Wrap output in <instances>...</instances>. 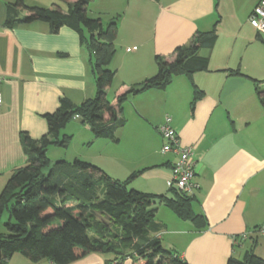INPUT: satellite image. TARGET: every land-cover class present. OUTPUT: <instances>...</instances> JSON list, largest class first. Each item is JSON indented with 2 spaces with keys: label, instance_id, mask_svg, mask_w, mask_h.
I'll return each instance as SVG.
<instances>
[{
  "label": "crops",
  "instance_id": "0c3cea01",
  "mask_svg": "<svg viewBox=\"0 0 264 264\" xmlns=\"http://www.w3.org/2000/svg\"><path fill=\"white\" fill-rule=\"evenodd\" d=\"M23 1L41 7L54 2ZM257 1L92 0L87 6L88 16L99 18L102 25L116 21L115 53L108 65L114 71L108 88L114 86L113 102L118 94L156 73V56L172 60L176 47L215 26L214 45L198 51L208 58L205 70L192 72L190 78L173 76L164 89L149 88L128 96L121 109V115L126 114L120 128L126 131L124 141L117 134V142L94 138L87 124L72 120L75 133L86 131L83 145H101L109 151L110 142L122 140L131 150L145 144L137 163L120 151L99 153V161L93 155L85 160L120 181L142 170L129 188L170 197L165 180L175 156L161 152L157 131L170 117L181 144L192 149L197 187L190 207L201 221L196 225L160 204L153 216L158 228L147 236L158 238L165 249L177 252L189 264H225L229 257L241 260L250 248L264 258L262 236L251 235L235 244L230 240L264 226V104L260 100L264 98V33L248 21ZM12 2L0 0V190L13 169L26 162L21 132L39 138L47 130L42 114L55 110L60 97L78 104L95 94L89 53L77 33L66 26L51 32L43 21L7 27L3 21ZM57 3L64 11L62 2ZM235 70L242 75L234 74ZM191 81L202 91L195 101ZM163 206L168 212L160 210ZM124 252L127 257L119 262L112 254L90 252L67 264H133L135 251ZM6 264L54 263H32L14 253Z\"/></svg>",
  "mask_w": 264,
  "mask_h": 264
},
{
  "label": "trees",
  "instance_id": "16d2710c",
  "mask_svg": "<svg viewBox=\"0 0 264 264\" xmlns=\"http://www.w3.org/2000/svg\"><path fill=\"white\" fill-rule=\"evenodd\" d=\"M58 1L66 4L65 11L57 3L41 7L14 0L7 5L3 23L14 27L43 21L51 32L61 26L76 32L89 53L95 94L78 104L60 97L55 110L42 114L47 130L39 138L21 132L26 162L13 169L0 190V217L4 210L9 214L3 223L5 230L0 232V264H6L14 253L32 263L46 260L67 264L90 252L112 254L119 262L127 257L126 249L135 251L133 264H189L147 233L158 228L153 216L160 204L198 225L201 217L191 210V196L172 188L170 197L129 188L130 181L142 170L120 181L77 158L49 165L46 150L52 145H68L70 136L61 131L76 115L88 125L94 138L117 142L116 131L126 122L121 109L128 96L149 88L164 89L173 76L185 74L190 78L192 72L205 70L208 58L198 51L214 45L215 26L210 31L196 32L188 44L176 47L172 60L156 56V73L130 86L111 102L106 92L114 76L108 65L115 53V19L103 26L99 18L88 16L87 6L92 0ZM233 73L242 75L238 70ZM191 85L195 101L202 91L192 81ZM260 100L264 104V98ZM225 264H264V258L250 248L241 260L229 257Z\"/></svg>",
  "mask_w": 264,
  "mask_h": 264
},
{
  "label": "built area",
  "instance_id": "2783aa9c",
  "mask_svg": "<svg viewBox=\"0 0 264 264\" xmlns=\"http://www.w3.org/2000/svg\"><path fill=\"white\" fill-rule=\"evenodd\" d=\"M249 23L260 33H264V0H258L252 8L249 16ZM2 101L0 93V103ZM77 119L78 116L76 115ZM170 117L166 116L164 121L157 127V131L162 140L161 152H171L175 160L171 165L170 174L165 180L168 189H176L186 196H191L197 187L194 182V163L191 158L192 149L190 146L182 145L179 136L171 125ZM251 235H260L264 238V226L254 227L250 233L243 232L230 237L232 243H237L240 239L249 238Z\"/></svg>",
  "mask_w": 264,
  "mask_h": 264
},
{
  "label": "rangeland",
  "instance_id": "374dc122",
  "mask_svg": "<svg viewBox=\"0 0 264 264\" xmlns=\"http://www.w3.org/2000/svg\"><path fill=\"white\" fill-rule=\"evenodd\" d=\"M53 1L54 2H48L49 4H47V5H51L52 3L58 2V0H53ZM62 8L65 11L66 4L63 2H62ZM102 17H103L102 19H106L107 15L104 14ZM103 26H105V23L103 24ZM114 90H115L114 86H112L106 92L107 93L106 97L109 101L113 100ZM93 95L94 94L89 95L90 98H92ZM124 115H126V114L125 113L123 114V117L126 119V116H124ZM74 122L75 121H70L67 124L66 129L61 132V134H66V135L70 136V140H69V143L67 146L59 147V146L52 145V146H49L47 148L46 156L49 160V165H53L58 160L71 162L74 158L86 161L85 159H88L91 155L94 156V160L99 161V156L97 154L101 153L102 155H104V154L112 155V154H118L119 151H120L119 154L121 153V154H123V156L129 157V159L133 160L134 163H137L140 160L139 156L145 151V148H146L145 144L137 146V147H136V145H134V149L131 150L129 147H132V146H130V145L125 146L124 142H122V140L119 143H111L110 142L111 148L109 149V151L104 150L103 146H101V145H94V146H87L86 144L83 145L82 143L87 141V140H85V138H86L85 132L86 131H83V129H82L81 131H78L79 134L75 133L74 131H76V127L74 125ZM121 130L122 129H120V131H118V133H116V134L118 137L121 135L123 137L121 139H123V141H124V134L126 131L125 130L121 131ZM89 136L91 137V135H89ZM107 163L110 164L111 162L108 161ZM166 189H168V188L166 187ZM170 193L171 192L168 189V194H170ZM160 210L167 211L169 209L167 207L163 206V207H160ZM8 216H9V214H8L7 210H4V212L2 213V215L0 217V232H4L5 229H4L3 223L7 221Z\"/></svg>",
  "mask_w": 264,
  "mask_h": 264
}]
</instances>
